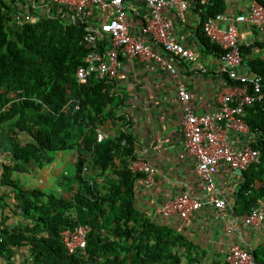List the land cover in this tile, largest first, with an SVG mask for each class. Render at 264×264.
I'll list each match as a JSON object with an SVG mask.
<instances>
[{
    "label": "trees",
    "instance_id": "16d2710c",
    "mask_svg": "<svg viewBox=\"0 0 264 264\" xmlns=\"http://www.w3.org/2000/svg\"><path fill=\"white\" fill-rule=\"evenodd\" d=\"M256 1L264 7V0ZM13 2L0 0V149L5 156L0 187L10 191L13 208L26 224L9 227L0 219V258L27 248L32 264H203L205 251L134 206L136 182L143 175L131 169V137L121 132L97 142V130L113 119L114 98L109 82H76L88 53L86 25L67 22L59 12L13 26ZM197 3L204 22L226 9L225 0H210L204 7ZM201 34L220 58L222 50L206 37L203 25ZM245 61L260 77L263 99L245 108L260 159L242 173L234 206L239 217L249 216L264 201V61ZM65 151L74 156L72 172L58 178L67 197L25 189L11 177L49 153ZM77 226L90 227L87 245L68 255L60 234ZM251 255L256 264H264V245Z\"/></svg>",
    "mask_w": 264,
    "mask_h": 264
},
{
    "label": "crops",
    "instance_id": "0c3cea01",
    "mask_svg": "<svg viewBox=\"0 0 264 264\" xmlns=\"http://www.w3.org/2000/svg\"><path fill=\"white\" fill-rule=\"evenodd\" d=\"M13 9L10 20L13 26L20 24L17 15H25L24 7H30L33 21L42 17L56 16L60 9L50 4L51 0H12ZM189 7L182 14L175 10H163V15L172 26L173 35L183 46L198 54L197 61L204 71L195 68L194 63L180 61L177 64L179 77L170 76L165 70L153 63H142L128 57H122V64L116 78L111 82L110 94L114 98L113 119L103 128H99L108 137L121 132L131 137L135 159L131 169L143 175L136 182L134 206L152 222L165 225L184 236L187 240L207 253L203 264H226L224 255L230 245L235 244L249 251L264 245V201L257 202V210L263 220L259 225H245L246 216H236L234 206L237 193L243 182V175H237L226 166H221L216 177L217 192L227 206L222 211L206 206L188 220L176 216L162 217L160 208L174 196L188 193L192 197L202 198L201 182L195 172V160L183 149V135L180 128L181 108L176 97V86L181 80L189 94L197 113H210L216 108V97L229 93L233 86L219 72L220 61L208 50L201 34L204 24L203 10L197 0H185ZM251 0H225L224 14L235 18L247 12ZM201 6V5H200ZM204 7V6H203ZM148 12L143 5L137 9H127L128 30L138 35ZM16 16V17H15ZM112 13L88 11L86 26L98 28ZM225 27L226 22L219 23ZM238 37L243 50V59L264 61V27L254 28L238 24ZM247 66V64H246ZM247 68L239 71L248 72ZM247 136L232 135L234 146H243ZM62 152H57L60 154ZM73 154V153H72ZM57 156V155H56ZM49 155L42 157L44 164L37 162L27 167L26 172L11 174L25 189H41L49 193H61L58 178L70 174L59 164L57 157L49 165ZM5 156L0 149V165ZM73 164V159H70ZM61 166V168H59ZM1 173V168H0ZM0 219L9 227L26 224L13 208L12 194L7 187H0ZM67 197V196H66ZM5 204L8 206L3 207ZM0 264H32L27 248L13 250L10 258H0Z\"/></svg>",
    "mask_w": 264,
    "mask_h": 264
},
{
    "label": "built area",
    "instance_id": "2783aa9c",
    "mask_svg": "<svg viewBox=\"0 0 264 264\" xmlns=\"http://www.w3.org/2000/svg\"><path fill=\"white\" fill-rule=\"evenodd\" d=\"M209 1L199 0V4L205 6ZM50 4L64 13L67 22L74 24H85L88 11L92 9L112 13L98 28L85 27L83 41L88 53L83 66L75 74L78 85H86L92 79L111 83L118 74L122 57L158 65L174 78L179 77L177 64L180 61L194 63L196 69L204 71L203 65L197 61L198 54L178 42L170 22L163 15L164 9L175 10L182 15L189 7L185 0H51ZM137 5H143L148 14L139 34L132 35L128 30L127 9L136 10ZM24 10L25 15H17L16 19L33 22L29 14L30 7L25 5ZM223 22H226V26L220 27L218 24ZM238 24L264 27V7L256 0H251L247 12L235 18H228L224 13L218 14L203 24L206 37L222 50L219 72L233 82L229 93L217 95L214 111L197 113L185 84L181 80L177 83L183 149L195 160V172L201 182L203 197L195 198L184 192L176 195L160 208L162 217L176 216L188 220L209 205L217 211L224 210L227 203L220 197L216 187L220 167L223 165L233 172H244L260 159V151L252 147L256 135L245 122V108L263 99L262 85L260 77L249 68L248 72L239 71L247 66L241 55ZM75 108L78 109V106ZM240 134L247 136L245 144L234 146L231 136ZM106 137L97 130V142ZM262 220L263 216L253 209L244 223L259 225ZM89 232L88 226H77L61 232L60 239L68 255L85 250ZM224 262L256 264L251 251L235 244L227 249Z\"/></svg>",
    "mask_w": 264,
    "mask_h": 264
},
{
    "label": "rangeland",
    "instance_id": "374dc122",
    "mask_svg": "<svg viewBox=\"0 0 264 264\" xmlns=\"http://www.w3.org/2000/svg\"><path fill=\"white\" fill-rule=\"evenodd\" d=\"M72 151H65L62 152L60 154H56V153H49V162L53 161L54 159H56L57 157L59 158V164L61 166H63L65 168L66 171L70 172L73 169V166L70 162V159H74V156L72 154ZM57 155V156H56ZM36 163V162H35ZM37 164H44V160H41L39 162H37ZM54 164V162H51L49 165ZM61 166H59V168H61ZM15 174V173H14Z\"/></svg>",
    "mask_w": 264,
    "mask_h": 264
},
{
    "label": "water",
    "instance_id": "95a60500",
    "mask_svg": "<svg viewBox=\"0 0 264 264\" xmlns=\"http://www.w3.org/2000/svg\"><path fill=\"white\" fill-rule=\"evenodd\" d=\"M234 172H235L237 175H242V173H243V172L240 171V170H235Z\"/></svg>",
    "mask_w": 264,
    "mask_h": 264
}]
</instances>
